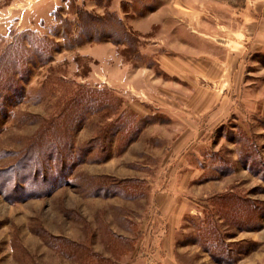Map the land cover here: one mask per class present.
Instances as JSON below:
<instances>
[{
  "label": "rangeland",
  "instance_id": "374dc122",
  "mask_svg": "<svg viewBox=\"0 0 264 264\" xmlns=\"http://www.w3.org/2000/svg\"><path fill=\"white\" fill-rule=\"evenodd\" d=\"M0 264H264V0H0Z\"/></svg>",
  "mask_w": 264,
  "mask_h": 264
},
{
  "label": "trees",
  "instance_id": "16d2710c",
  "mask_svg": "<svg viewBox=\"0 0 264 264\" xmlns=\"http://www.w3.org/2000/svg\"><path fill=\"white\" fill-rule=\"evenodd\" d=\"M81 35H83V33H81ZM54 45H57V43L53 40V47ZM73 109V104H71L69 106V103H67L65 106H63V108L59 111V113L57 114L58 117L63 118V122H66V118H68L71 115ZM56 120V118H53V122Z\"/></svg>",
  "mask_w": 264,
  "mask_h": 264
}]
</instances>
